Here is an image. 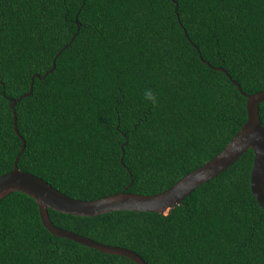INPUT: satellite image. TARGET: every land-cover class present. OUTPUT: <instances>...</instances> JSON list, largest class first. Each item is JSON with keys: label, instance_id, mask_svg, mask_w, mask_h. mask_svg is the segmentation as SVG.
I'll use <instances>...</instances> for the list:
<instances>
[{"label": "trees", "instance_id": "1", "mask_svg": "<svg viewBox=\"0 0 264 264\" xmlns=\"http://www.w3.org/2000/svg\"><path fill=\"white\" fill-rule=\"evenodd\" d=\"M35 75L16 104L20 170L85 201L158 194L246 123L229 76L245 93L264 91V0H0V175L22 147L10 100ZM260 115L264 125V102ZM253 163L249 149L166 213L49 216L148 264H264ZM0 264L135 263L52 235L36 202L13 192L0 201Z\"/></svg>", "mask_w": 264, "mask_h": 264}, {"label": "water", "instance_id": "2", "mask_svg": "<svg viewBox=\"0 0 264 264\" xmlns=\"http://www.w3.org/2000/svg\"><path fill=\"white\" fill-rule=\"evenodd\" d=\"M177 10L178 5L176 4V12ZM76 24L78 27L81 26L77 20ZM58 56L59 54L53 61L52 69L45 75H48L54 70L55 61ZM200 58L202 59V57ZM217 70L225 72L222 68H217ZM35 77L41 78L39 75H35L32 78L30 89L27 94L17 100H10V108L14 115V131L22 141V147L15 158L13 169L8 173L3 174V176H0V201L11 194H8V192L14 189H21L36 196V193L33 191V185H39L41 188L49 191L53 194L54 198L47 202L39 201V197H36L38 199L37 201L30 194L22 191L16 192H21L31 197L36 202L39 208L42 224L52 235L72 240L82 246L93 248L103 253L124 256L132 260L135 264H148L141 256L130 249L101 244L72 231H67L55 226L50 219L49 209L62 214L81 217H95L116 211L166 213L170 209L181 205L185 198L191 195L198 187L208 183L210 180L216 178L219 174L234 165L235 162H237L249 149L254 153V163L250 175L251 192L258 204L264 210V125L262 124L260 115V104L264 102V91H259L254 94L245 93L241 86L229 76L233 84L246 98V123L221 152L201 167L184 176L172 187L153 195L129 193L126 190H123L119 193L103 198L85 201L71 198L40 177H35V175L18 168V161L26 148V141L20 135L18 130L16 104L24 97L31 96L33 92V80ZM17 178H22L24 182L16 183L15 181Z\"/></svg>", "mask_w": 264, "mask_h": 264}, {"label": "snow or ice", "instance_id": "3", "mask_svg": "<svg viewBox=\"0 0 264 264\" xmlns=\"http://www.w3.org/2000/svg\"><path fill=\"white\" fill-rule=\"evenodd\" d=\"M0 176H3V175H0ZM35 177H36V176H35ZM15 182H16V183H22V182H24V181H23L22 178H17V180H16ZM32 187H33V191L36 193V196L30 194L29 192H26V191H24V190H21V189H14V190H11V191L8 192V194H9V193H12V192H16V191H22V192H24V193H28V194H30V195H31L33 198H35L37 201H38V199H37L36 197H39V201H43V202H47V201H49V200H51V199L54 198V196H53L52 193H50L49 191H47V190L41 188L39 185H33ZM8 194H7V195H8ZM39 204H40V202H39ZM48 207H49V206H48ZM48 207H47V208H48Z\"/></svg>", "mask_w": 264, "mask_h": 264}, {"label": "clouds", "instance_id": "4", "mask_svg": "<svg viewBox=\"0 0 264 264\" xmlns=\"http://www.w3.org/2000/svg\"><path fill=\"white\" fill-rule=\"evenodd\" d=\"M144 96L147 100L151 101L152 103L157 102L156 95L153 93L151 89H146L144 92Z\"/></svg>", "mask_w": 264, "mask_h": 264}]
</instances>
